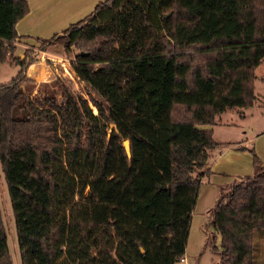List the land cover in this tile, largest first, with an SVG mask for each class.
I'll list each match as a JSON object with an SVG mask.
<instances>
[{"label":"trees","instance_id":"obj_1","mask_svg":"<svg viewBox=\"0 0 264 264\" xmlns=\"http://www.w3.org/2000/svg\"><path fill=\"white\" fill-rule=\"evenodd\" d=\"M28 9L0 0V65L18 66L0 83V167L21 264H180L210 151L228 144L214 140L216 117L256 99L264 0L97 2L35 38L40 51L79 49L70 66L86 95L58 75L42 93L24 87L38 54L15 55ZM238 148L253 172L219 187L209 264H256L264 238V163ZM0 264H14L1 202Z\"/></svg>","mask_w":264,"mask_h":264},{"label":"crops","instance_id":"obj_2","mask_svg":"<svg viewBox=\"0 0 264 264\" xmlns=\"http://www.w3.org/2000/svg\"><path fill=\"white\" fill-rule=\"evenodd\" d=\"M26 1L29 7L28 12L16 24L19 35L15 41V55L17 56L23 54L25 44H29L30 41L32 42L37 37L47 38L54 33L62 31L70 23L88 14L95 4L101 0ZM53 59L58 61L57 58ZM11 65L14 64L7 62L0 65V78ZM14 66L16 67V65ZM46 67V64L43 65L40 61H32L28 64L24 79L26 78L28 82L25 87L29 90L30 95L36 94L40 89L39 85L46 81ZM59 74V72H56L52 78ZM254 87L256 99L252 106L226 109L216 117L215 124L212 126L214 140L228 144L218 146L210 151L207 166L210 168L211 174L202 179L198 191L196 203L191 214L184 256L187 254L186 248L188 247L191 228L194 233L195 227L201 221L200 215H195V209L198 206H200V210L210 209L218 197L219 187L225 186L237 177L249 175L253 172L251 153L247 149L238 147L247 148L249 147L248 144H251L258 157L264 163V56L255 68ZM253 118L256 119L255 123ZM221 127L226 129L229 135L216 139L217 131ZM231 129L232 132H229ZM232 134L233 136L230 137ZM193 257L194 261L196 256ZM187 259L189 261V257ZM189 264H191L190 261Z\"/></svg>","mask_w":264,"mask_h":264},{"label":"rangeland","instance_id":"obj_3","mask_svg":"<svg viewBox=\"0 0 264 264\" xmlns=\"http://www.w3.org/2000/svg\"><path fill=\"white\" fill-rule=\"evenodd\" d=\"M25 50H28L29 52H36L38 53L37 56L33 58V61H40L43 65L46 64V81L50 80L56 72H59L60 74L58 76H61L63 79L69 81V85L71 86L73 91L80 92L83 95H86V88L84 84L80 81H72L68 76L72 75V67L70 66V62L74 58V54L78 52V48L72 46L70 49V53L66 54L64 52L63 46L61 45H54L48 47V49L45 52H41L39 50L40 41L33 40L30 41L29 44H25ZM53 58H57L58 61L54 60ZM18 67L11 65L7 70L4 71L2 74V77L0 78V83H6L9 82L17 73ZM44 77V76H43ZM44 81V82H46ZM42 82L39 85V93H42V90H45V86ZM28 84L27 80L24 83V87ZM259 85V84H258ZM52 90H56V87H52ZM37 92V93H38ZM93 111L95 112V108H93ZM253 121L255 123L256 119L253 118ZM223 126V125H222ZM229 132H232V129L229 130ZM229 135L228 131L224 129L223 127L219 128L217 131V134L215 136L216 139L220 137H227ZM230 135V137H232ZM222 143V142H219ZM249 149L253 148L251 144H248ZM254 149V148H253ZM255 151V149H254ZM256 153V151H255ZM252 158V155H251ZM206 178V177H205ZM239 177L235 178L238 179ZM234 179V180H235ZM226 186L224 187V191L226 190ZM0 202L4 211L5 216V222L7 225V231H8V238H9V246L13 255L14 264H21L20 259V251H19V245L18 240L16 237V230H15V222L14 217L12 213V207L10 203V199L8 197V192L6 188V184L2 175V170L0 168ZM211 209V208H210ZM210 209H204L200 210V206L195 209V215L198 214L201 217V221L199 222L198 226L195 227V231L193 233L192 228L190 232V238L188 242V247L186 248V256L189 257L190 263L193 262V256H197L199 253V264H209L211 260H217V254L212 251L211 247L212 244L210 243V238L212 234H215L213 232L212 227L208 224L209 222V211ZM259 234H256V248L254 250V258L256 264H262L264 263V238L262 236L258 237ZM202 238V239H201ZM201 241V242H200ZM215 245L219 247V236L215 234ZM188 249V252H187ZM186 256H183L179 263L180 264H189L188 259ZM191 257V258H190Z\"/></svg>","mask_w":264,"mask_h":264},{"label":"water","instance_id":"obj_4","mask_svg":"<svg viewBox=\"0 0 264 264\" xmlns=\"http://www.w3.org/2000/svg\"><path fill=\"white\" fill-rule=\"evenodd\" d=\"M168 14H164V16L166 17ZM123 147L126 151V154L129 156L130 155V145H129V141L127 139L122 141Z\"/></svg>","mask_w":264,"mask_h":264},{"label":"built area","instance_id":"obj_5","mask_svg":"<svg viewBox=\"0 0 264 264\" xmlns=\"http://www.w3.org/2000/svg\"><path fill=\"white\" fill-rule=\"evenodd\" d=\"M72 75H69L68 77L72 80V81H79V78H78V76L75 74V72L74 71H72Z\"/></svg>","mask_w":264,"mask_h":264}]
</instances>
